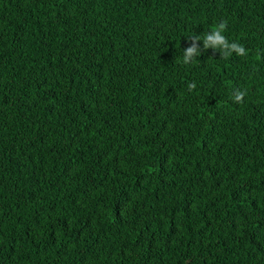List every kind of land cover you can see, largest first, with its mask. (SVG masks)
Listing matches in <instances>:
<instances>
[{
    "label": "trees",
    "instance_id": "1",
    "mask_svg": "<svg viewBox=\"0 0 264 264\" xmlns=\"http://www.w3.org/2000/svg\"><path fill=\"white\" fill-rule=\"evenodd\" d=\"M0 264H264V0H0Z\"/></svg>",
    "mask_w": 264,
    "mask_h": 264
},
{
    "label": "clouds",
    "instance_id": "2",
    "mask_svg": "<svg viewBox=\"0 0 264 264\" xmlns=\"http://www.w3.org/2000/svg\"><path fill=\"white\" fill-rule=\"evenodd\" d=\"M226 27V22L219 23L213 30H211V33H205L202 37H195V40L203 39L205 48L212 46H224L227 47L228 43L225 38V36L222 34L224 29ZM233 50L237 52L239 55H246L245 49L243 46L237 45L233 43L231 45ZM194 54H197V49L195 47V42L193 44V47H190L186 50L184 55V62L187 63L188 59L192 57ZM189 90H192L196 87L195 84H189L188 85ZM246 96V92L244 91H238L235 96V102L236 103H243L244 97Z\"/></svg>",
    "mask_w": 264,
    "mask_h": 264
}]
</instances>
